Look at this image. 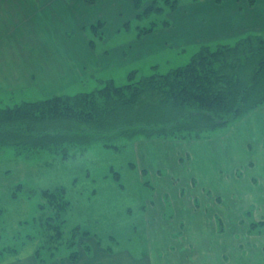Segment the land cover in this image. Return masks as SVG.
<instances>
[{
	"label": "rangeland",
	"instance_id": "obj_1",
	"mask_svg": "<svg viewBox=\"0 0 264 264\" xmlns=\"http://www.w3.org/2000/svg\"><path fill=\"white\" fill-rule=\"evenodd\" d=\"M151 1L138 9L132 0H96L94 7L88 2L84 33L77 29L75 16L54 24L59 28L52 26V34L56 30L61 34L53 37L49 51L58 65L50 63V77L44 81L37 76L35 86L12 91L0 86V108L52 94L91 91L103 87L107 79L123 84L132 70L138 79L186 63L200 44L165 47L133 58L131 51L121 63L112 60L110 66L75 80L68 75L63 35L71 39V54L78 52L90 63L100 51L137 39L138 26L153 21L159 25L169 18L167 11L135 18ZM243 1L223 0L217 9L231 15ZM93 15L104 22L97 32L90 30L97 20ZM118 20H125L129 28L123 24L121 31L108 37ZM239 30L213 35L230 36ZM241 36L211 42L234 44ZM27 56L38 60L46 58V53L30 49ZM174 130L180 129L152 139L132 138L129 132L113 134L108 136L110 146L100 137L84 146L66 143L61 147L80 154L62 161L47 155L53 152L52 146L18 150L26 152V158L17 157L12 146L0 147V264H27L34 249L36 264H42L41 257L46 264L53 256L62 259L74 249L79 253L81 248L95 246L109 254L128 252L137 264L206 263L210 261L206 249L213 253V264L220 260L222 264H263L264 224L251 221L264 222V104L227 128L207 131L210 135L203 138H179L172 136ZM46 190L56 195H46ZM203 229L210 233L202 234ZM121 260L114 256V263Z\"/></svg>",
	"mask_w": 264,
	"mask_h": 264
},
{
	"label": "trees",
	"instance_id": "obj_2",
	"mask_svg": "<svg viewBox=\"0 0 264 264\" xmlns=\"http://www.w3.org/2000/svg\"><path fill=\"white\" fill-rule=\"evenodd\" d=\"M145 1L132 3L138 9ZM159 1L152 0L135 18L170 11L180 0ZM168 23L167 18L160 22ZM103 25V21H95L90 30L97 32ZM124 25L129 28L127 22ZM157 25L153 21L149 26H138L136 36L153 31ZM229 42L202 43L186 63L164 73L152 72L136 79L132 70L123 84L107 79L103 87L91 91L52 94L0 108V147L12 146L17 157L26 158L27 153L18 150L26 146L49 150L52 146L53 152L47 155L51 160L62 161L80 154L70 153L62 145L84 146L95 137L110 146L108 136L123 132L131 133L132 138L152 139L165 137L179 127V131H172L176 133L172 136L197 139L209 136V130L227 128L264 104V36L251 32L234 44ZM44 193L55 194L48 190ZM78 256L74 249L65 257L76 260ZM41 261L46 262L42 257Z\"/></svg>",
	"mask_w": 264,
	"mask_h": 264
},
{
	"label": "crops",
	"instance_id": "obj_3",
	"mask_svg": "<svg viewBox=\"0 0 264 264\" xmlns=\"http://www.w3.org/2000/svg\"><path fill=\"white\" fill-rule=\"evenodd\" d=\"M231 1V3L237 4L242 0ZM88 2L94 7L96 0L95 2L93 0H0V86H3L4 90L11 89L12 91V89H21L27 85L35 86L37 76H41L46 81L51 75L50 63L56 64V66L59 63L57 59L52 61L49 46L53 37L61 33L56 30L55 35H53L51 27L59 28L54 24L62 19L71 20L73 19L72 16H75V19L79 21L76 26L77 29L84 33V12L90 10ZM221 2L223 0H180L174 9L166 12L170 23L167 25L159 24L153 31L141 37L136 36L137 39L130 40L128 43H118L119 46L115 49L112 48L111 51H100V55L95 54L90 63L84 62L82 55L80 56L78 52L71 54V48H69V45L73 46V44H69L71 39L61 35L63 39L66 38L65 41L60 39L61 43L65 45L64 50L67 54L66 62L63 63L66 67L64 68L68 71V75L73 76L72 80H75L78 75H84L85 72L110 66L112 60L115 63L117 60L118 63L123 62V56H126L125 53L127 52L131 53L132 51L131 58L142 57L165 47L202 44L251 32L260 34L264 32V0H253L252 3H249V0H244V3L241 4L242 7L238 6L236 13L231 15H224L221 9H217ZM98 16L93 15L99 20ZM119 20L114 22L116 27L109 33L108 37L122 30L121 28L126 21L121 20L119 23ZM236 27L240 30L230 36L215 37L213 35L222 34L227 29ZM90 43L88 42L89 48L93 50L94 46L91 43V47ZM38 48L46 53V58L37 60L27 56L30 49ZM103 62H107V64ZM203 221L206 223L205 220ZM201 232L204 235L210 233L204 229ZM210 242L209 239L208 243L210 244ZM34 250L29 254L30 261L27 264H36L35 257L32 255ZM242 252L240 251V255L245 257L246 254L243 255ZM205 253L210 261L199 262L198 264H213V253L208 249ZM118 255L121 256L122 260L114 263V256ZM110 258L112 259L110 260ZM118 258L120 259V257ZM46 264H137V262L128 252L109 254L108 251L95 246L92 250L88 247L79 249V256L76 260L64 257L59 260H51ZM219 264H222L221 260Z\"/></svg>",
	"mask_w": 264,
	"mask_h": 264
}]
</instances>
